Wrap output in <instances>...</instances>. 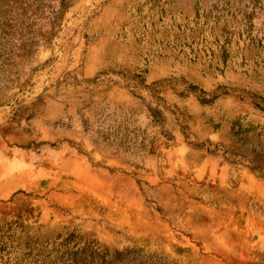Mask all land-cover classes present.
<instances>
[{
    "label": "rangeland",
    "instance_id": "obj_1",
    "mask_svg": "<svg viewBox=\"0 0 264 264\" xmlns=\"http://www.w3.org/2000/svg\"><path fill=\"white\" fill-rule=\"evenodd\" d=\"M0 264H264V0H0Z\"/></svg>",
    "mask_w": 264,
    "mask_h": 264
}]
</instances>
